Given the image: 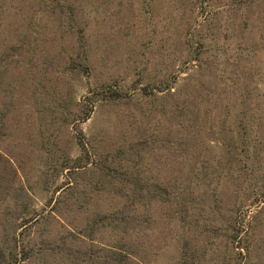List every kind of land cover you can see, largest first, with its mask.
<instances>
[{
  "label": "rangeland",
  "instance_id": "rangeland-1",
  "mask_svg": "<svg viewBox=\"0 0 264 264\" xmlns=\"http://www.w3.org/2000/svg\"><path fill=\"white\" fill-rule=\"evenodd\" d=\"M40 2L0 0V263L103 264L110 251H124L116 244L120 230L111 225H134L129 218L135 209L150 219L126 237L136 246L127 252L134 263L264 264V253L258 251L254 261L231 254L226 244L234 194L227 175L215 188L221 203L213 222L195 226L180 222L174 203L133 202L134 186L115 174L126 168L129 178L158 185L189 180L196 158L190 155L182 166L177 144L169 149L163 142L169 135L196 144L193 156L204 150L209 179L221 169L227 173L224 120L230 123V114L241 107L227 112V86L216 83L222 98L205 112L211 102L200 95L199 83L212 87L214 81L212 73L199 72L201 51L250 43L251 56L236 70L246 76L252 69L249 78L235 79L232 63L222 68L245 84L247 103L256 95L263 114L264 0H60L67 16ZM20 38L22 50L14 51ZM86 50L88 74L76 68L84 65L80 57ZM195 53L198 60L192 61ZM165 80L177 96L159 91ZM108 86L119 94L116 101L108 102L110 90L100 92ZM189 97L196 102L186 108L194 120L184 129ZM91 100L93 110L83 121ZM175 105L174 114L165 113ZM78 133L94 144L89 158L81 154ZM261 138L264 143V127ZM63 156L81 158L84 166L67 177L59 169ZM244 170L237 187L262 191L264 159L257 169ZM76 184L82 195L89 194L84 202L80 194L69 196ZM123 209L126 220L113 219ZM255 212L253 205L246 220ZM103 215L108 218L102 221ZM100 224L109 225L91 230Z\"/></svg>",
  "mask_w": 264,
  "mask_h": 264
},
{
  "label": "trees",
  "instance_id": "trees-1",
  "mask_svg": "<svg viewBox=\"0 0 264 264\" xmlns=\"http://www.w3.org/2000/svg\"><path fill=\"white\" fill-rule=\"evenodd\" d=\"M40 4H44V6L47 8L52 7V12H54L55 7L58 8V10L55 11L58 14L62 13V15H66L68 13V8L65 9L60 4V0H41ZM45 26L46 25L43 24L40 27L44 28ZM23 41L24 40L20 38L17 40V42L19 43L16 42L11 46L15 48L14 51L19 52L20 50H22ZM249 44L250 43L247 42L246 47L237 45L236 47L229 48V50H221L220 48H218V46H216L215 51L213 52L209 50L201 51L203 57L199 61L200 63H203L200 65L199 72H202L201 74L203 75L212 73V80L214 81V83L212 82V87H207L203 82L202 84L201 82L199 83V86L203 87L200 95L205 99V101L211 102L209 103L208 107H204L205 112L209 111L210 108H216L219 100L222 98L220 96L222 92H219L217 90L218 86L216 83H220L219 85L227 86V91L225 93V95L227 96V112H232L230 111V109H233L236 106V108L241 107V110L239 112H237L235 109V111H233L235 113L233 115L232 113L230 114V123L224 120L225 128H223V132L226 136L225 138L227 140V144L222 143L221 146L222 148L225 146V154L228 155V161L224 164V166L228 167L226 174H223V171L221 169L219 173L217 172V175L215 174V178L212 177L209 179L208 173H206V171L204 170L206 165L204 166V160L201 159L204 150L201 149L199 154L193 156L191 150L196 147V144L189 143L188 140L182 137L176 138L173 135H169L166 139H164L163 142L169 149H173V144H177L176 149H178L179 156L181 157V159H183L182 166H184L185 160H187L190 155L196 158L195 166L193 165L195 169H193V173H191L193 177H191L189 180H187V177L185 176L184 181H179L177 186L175 184H171V180L168 179L166 180V183L164 182L163 184L158 185L157 183L150 182L146 178H140V176H136L134 178L132 177L133 179L129 178L126 168L121 171H116L117 173L115 174L121 181H124L127 184H132L134 186V190L131 192L130 196L133 202L137 200L139 205L153 201L174 203L178 205V207H180L178 209V212L180 213V222L194 223L195 226H198L200 221L213 222L211 220V217L213 214L215 215V212H217L219 209V205L217 203H221V198L216 197L217 195H215V188L220 185L221 180L225 178V175H227L229 177V180L231 179L232 181V192L234 194L229 209L230 217L227 223L228 231L225 234L226 244L229 245L231 254H234L235 252L236 256L238 257H253V260L255 261L258 251L264 253V218L261 217V215H264V203L260 204V202L264 201V189L262 191H255L253 187L249 185L237 187L235 181L239 179V172L242 169H245L244 171L249 172L253 169L255 170V167L257 169L259 163H263L264 143L261 138V130L262 127H264V113L260 114V107L258 105V101L260 102V100L255 97L256 95H252L251 102L247 103L246 101L249 96L245 94V87H242L245 84L230 79V74L228 73L227 68L224 70L222 68V66H229V63H232L234 66L233 75L235 79H241L242 77V79H246V76L249 78L252 73V69H248L246 71V76L236 71L237 68H239L241 64H243V62H246L247 58L251 56L252 49ZM198 54L199 53H195V55H192L191 60H198ZM188 55H190V52L188 53ZM80 59L81 62L83 61L84 65H81V69H79L77 66L76 68L78 70H83L84 73L88 74L92 66H90L89 64L87 50L82 51ZM15 62H17V60H15ZM204 69L208 71V73H205L203 71ZM226 73L228 75H226ZM164 83H166L164 87H157L159 88V91L163 92L164 95L168 98L173 97L175 94L177 96V93L175 91H171V89H173L171 83L168 84L167 80H165ZM104 88L105 89H102L100 92L107 93V90H110L112 95V97H107L108 102L116 101L115 97L117 98L119 96L116 90L112 89L110 86ZM92 95L93 97H95L94 92ZM93 103L94 101L91 100L87 110V114L84 116L83 121L86 120L89 117V114L92 112ZM184 103L185 117L182 118L180 124L184 129H188L192 126L194 116L193 113L191 111L189 112V110H186V108L189 109L188 104L191 105L192 103L193 105L196 104V102L193 97H189L188 100ZM177 107L178 106L175 105L173 111L169 107L167 110H165V113L174 114ZM195 111H197V109ZM76 139L77 144L80 147L81 154L86 155L87 158L94 154V144H88L81 133H78ZM259 154H261L262 157H258ZM60 158L65 159L62 160L63 162L59 164V169L62 171L66 170V172H68L67 177H70L72 173H75L76 168L84 166L81 158H77L74 160H68V158L64 156ZM197 161L199 162V166H196ZM203 178L205 181H203ZM185 182H187V184H185ZM77 186L78 185L76 184V186L69 193V196L72 197L73 200L77 194L82 195V192L76 189ZM154 188H156L157 190H155ZM200 191L202 194H207L209 196L208 198H206L208 200L202 197L203 195L200 194ZM88 195H82V202H84L85 198H88ZM248 196H252L253 199L247 204L244 202L247 200ZM249 205L250 207L254 205L256 208V212L254 215L252 214L250 216V220H246L250 209V207H247ZM133 211V217H130L129 220H133L134 225L124 226L120 225V223H116L117 225H111L112 229L120 230L119 238L117 240L118 242L116 244L118 248L123 249L124 251H110L107 255V260L103 262V264H137V262L134 263L132 261L133 259L128 258V253L132 252L131 249L134 245L130 241H126V237L129 235L128 232L132 233L135 229L141 230V227L148 222L150 216L147 217L135 209H133ZM124 212V209L120 210V212L118 213L122 215L119 216L117 213V216L119 217H115V215H113V219L123 222V220H126ZM107 218L108 215H103L102 217H100L102 221ZM109 224H100L99 226L92 225L91 230H94L95 232V228H102ZM258 225H261V227L258 228ZM210 226H212V224ZM212 228L211 233L214 234L213 238H215L216 236L218 237L219 234L217 235V226H214ZM211 243L213 245H216L214 241H212ZM130 245H132V247H130V249H127ZM25 258H28V255ZM140 258L142 259V257Z\"/></svg>",
  "mask_w": 264,
  "mask_h": 264
}]
</instances>
